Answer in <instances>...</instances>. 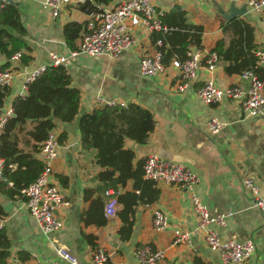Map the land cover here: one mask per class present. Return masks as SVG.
I'll return each instance as SVG.
<instances>
[{"label": "crops", "instance_id": "1", "mask_svg": "<svg viewBox=\"0 0 264 264\" xmlns=\"http://www.w3.org/2000/svg\"><path fill=\"white\" fill-rule=\"evenodd\" d=\"M121 0H113L111 7ZM248 0H153L163 13L174 5L187 12L189 24L203 26L201 38L203 55L212 51L215 43L225 38L221 32V13L230 3L240 8ZM19 9L25 35L20 37L29 50L22 52L31 57L27 66L19 60L7 61L0 56V69L5 63L11 72L10 94L3 109L11 108L12 100L21 94L26 76L40 65L50 63L49 53L67 55L69 50L62 33L63 26L70 22H85L77 4L84 0H71L56 19L42 9L43 0H12ZM244 18L255 30V44L264 51V18L259 12L247 7ZM10 33L16 34L13 30ZM136 45L122 52L119 58L106 56L90 57L77 55L71 58L67 72L71 85L79 90L80 106L75 121L70 125H59L54 131L58 136L68 134L67 140L59 145L56 160L52 166L51 181L57 186L66 205L57 211L62 228L45 235L35 219L28 213L23 200H10L0 193V206L4 212L0 219L2 228L10 240V264H68L59 258L55 250L62 248L75 256L82 264H88L93 252L100 248L106 256L105 264H138L134 253L138 248L150 246L163 252L160 264L179 261L193 264L195 257L204 264H222L216 253L205 245L200 233L193 234L190 245H174L173 231L179 229L192 232L196 217L189 203L187 193L176 185L157 184L159 200L148 206L135 209L129 235L122 239L119 230L123 223L115 206L113 217L104 216V226L86 225L81 216L88 211L90 203L103 198L106 205L115 202L116 195L131 189V182L125 188H109L98 180L100 171L92 162L91 155L81 150L78 135V119L92 109L102 106L99 99L114 100L126 106L136 104L148 109L154 117L155 128L145 145L127 142L126 146L135 153L134 163L144 161L149 155H157L166 161L187 166L198 178L195 192L211 215H225L224 226H212L220 241L234 240L255 243L252 258L241 264H264V221L252 198L243 187V179L251 178L264 195V114L247 115L238 102L225 100L217 105H204L196 90L205 79H213L221 89L241 84L239 75H227L223 63L218 62L210 73L199 70L198 78L179 89V72L170 65L163 74L141 77L138 61L154 50L149 35L136 31ZM79 41V40H78ZM78 45V42H77ZM216 118L222 125L220 132L211 136L207 122ZM39 159V157H38ZM59 177H63L60 178ZM90 199L85 200V192ZM105 205V206H106ZM154 210L167 216L168 228L156 233L151 226ZM86 236H92L89 242Z\"/></svg>", "mask_w": 264, "mask_h": 264}, {"label": "trees", "instance_id": "2", "mask_svg": "<svg viewBox=\"0 0 264 264\" xmlns=\"http://www.w3.org/2000/svg\"><path fill=\"white\" fill-rule=\"evenodd\" d=\"M113 0H84L77 4L83 14L98 12ZM161 23L168 32L153 31L150 42L155 46L160 40L162 45L155 47L161 53V62L167 67L172 60L182 62L190 49L201 50L203 26L189 24L187 12L174 5L163 13ZM220 28L225 38L219 39L211 52H215L223 71L227 75L252 71L264 78V69L257 64L254 55L258 50L255 44L254 28L241 17L230 21L222 20ZM16 34H12L9 30ZM85 31V22L70 21L63 26L62 33L66 47L73 51ZM25 35L19 9L14 4L4 3L0 11V56L10 61L19 53V62L27 66L31 57L24 54L29 50L20 38ZM10 64L1 66L7 71ZM10 94L7 85L0 84V113ZM80 106L79 90L71 85V78L63 66H48L45 71L26 85L24 96L12 100V117L5 123L0 134V160L3 168L0 177V193L10 200H23L22 191L42 172L43 164L38 159L42 143L49 133L59 125H70L78 116ZM155 128L153 114L136 104L102 105L82 114L78 119V135L81 150L91 155L92 162L100 171L97 178L109 188H125L131 182V189L116 195L115 205L120 208L119 219L127 224L119 230L122 239L129 235L130 227L138 206L156 203L160 190L156 183L143 177L144 161L134 163L135 153L126 146L127 142L145 145ZM68 134L57 136L58 146L67 140ZM60 180L63 177H59ZM85 192L84 199H90ZM106 201L96 198L90 203L88 211L81 220L86 225L104 226ZM4 212L0 206V219ZM91 242L92 236H86ZM10 240L0 229V264H10ZM193 264H204L195 257Z\"/></svg>", "mask_w": 264, "mask_h": 264}, {"label": "built area", "instance_id": "3", "mask_svg": "<svg viewBox=\"0 0 264 264\" xmlns=\"http://www.w3.org/2000/svg\"><path fill=\"white\" fill-rule=\"evenodd\" d=\"M4 3H6V0H0V11ZM70 3L71 0H43L41 6L43 10L49 13L51 19H56ZM247 7L259 12L264 18V0H248ZM83 15L86 16L85 31L79 38L77 49L70 51L67 55L49 53L50 63L38 66L26 76L19 97L24 96L26 85L41 75L48 66H63L67 69L71 58L79 54L117 59L123 51L136 45V31L140 30L148 35L153 31L168 32V29L161 23L163 12L156 8L153 0H121L111 7L106 6L98 12ZM161 45L160 40L156 41L152 53L139 59V76L154 78L164 73L166 67L161 62V53L155 49L156 46L160 47ZM254 55L258 66L264 69V51L256 50ZM19 58L20 54L17 53L12 57V60H19ZM218 62L215 52L203 55L200 50L190 49L185 60L182 62L172 60L170 66L179 72V78L182 82L179 89L183 90L187 83L198 78L201 68L212 73ZM239 78L240 82L246 83L245 88L239 83L221 89L215 85L213 79H205L196 90V94L204 105H217L228 100L238 102L249 116L263 115L264 78H259L252 71H243L240 73ZM10 79L11 72L0 69V84L9 86ZM99 103L109 106L117 105L114 100L109 99H99ZM11 117V108L2 109L0 113V134L5 123ZM207 126L211 136L217 135L223 127L216 118L209 119ZM57 148V135L53 131L42 143L39 155V159L43 164L42 172L21 192L25 198L24 202L28 208V213L35 219L41 232L45 235L52 234L62 228V222L57 217V211L66 205L57 186L51 181L52 166L56 160ZM2 168L3 162L0 160V177ZM143 177L156 184L176 185L187 193L189 203L196 217V227L192 232L175 229L172 240L174 245H190L192 235L200 233L206 247L218 255L222 264H241L254 256L256 246L251 240L245 242L220 241L212 226H224L225 215H211L209 213L207 207L195 192L198 178L187 166L166 161L152 154L144 159ZM242 184L252 198V206L258 210L264 221V195H261L259 186L251 178H244ZM115 206V202L107 204L104 207L105 215L115 216ZM151 226L154 232H163L169 226L167 216L160 210H154ZM55 253L68 264H82L75 256L62 248H57ZM134 256L138 264H160L164 258L162 251L152 249L150 246L138 248ZM106 262L105 252L97 248L88 264H105ZM164 264L187 263L169 261Z\"/></svg>", "mask_w": 264, "mask_h": 264}, {"label": "water", "instance_id": "4", "mask_svg": "<svg viewBox=\"0 0 264 264\" xmlns=\"http://www.w3.org/2000/svg\"><path fill=\"white\" fill-rule=\"evenodd\" d=\"M6 3L13 4L12 0H6ZM247 13V5H243L240 8L235 7L234 3H230L226 12L221 13V17L224 21H230L236 17H243Z\"/></svg>", "mask_w": 264, "mask_h": 264}, {"label": "rangeland", "instance_id": "5", "mask_svg": "<svg viewBox=\"0 0 264 264\" xmlns=\"http://www.w3.org/2000/svg\"><path fill=\"white\" fill-rule=\"evenodd\" d=\"M209 1V0H208Z\"/></svg>", "mask_w": 264, "mask_h": 264}]
</instances>
